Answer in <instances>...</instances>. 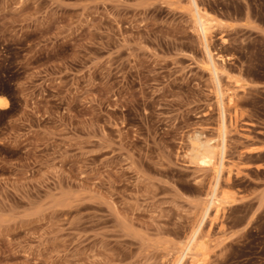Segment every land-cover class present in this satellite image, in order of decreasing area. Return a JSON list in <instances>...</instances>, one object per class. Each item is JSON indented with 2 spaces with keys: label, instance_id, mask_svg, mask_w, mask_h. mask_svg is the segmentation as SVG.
<instances>
[{
  "label": "rangeland",
  "instance_id": "obj_1",
  "mask_svg": "<svg viewBox=\"0 0 264 264\" xmlns=\"http://www.w3.org/2000/svg\"><path fill=\"white\" fill-rule=\"evenodd\" d=\"M227 97L219 209L182 264H264V0H197ZM0 264H175L221 110L189 0H0Z\"/></svg>",
  "mask_w": 264,
  "mask_h": 264
},
{
  "label": "bare ground",
  "instance_id": "obj_2",
  "mask_svg": "<svg viewBox=\"0 0 264 264\" xmlns=\"http://www.w3.org/2000/svg\"><path fill=\"white\" fill-rule=\"evenodd\" d=\"M193 12V24L196 31L199 33L201 44L206 54L208 65L211 71V76L215 84L216 95L221 110V121H220V140L218 144H215L216 140L211 139L203 140L201 134H196L192 139L194 158L199 161V164L210 168L213 167L215 171V178L210 189V197L207 205L202 210L199 223L189 239L187 240L181 254L177 258L175 264H182L184 259L194 252L199 244V235L203 228L204 223L210 218L212 211L219 209L223 202L220 198L219 188L221 177L224 170V158L227 146V130L228 124L226 120V112L224 109L225 97H227L226 89L222 84L220 74L221 70L217 64L216 54L210 47V36L213 30L212 21L208 18L206 13L198 5L197 0H189ZM9 106V100L0 96V108L7 109Z\"/></svg>",
  "mask_w": 264,
  "mask_h": 264
}]
</instances>
